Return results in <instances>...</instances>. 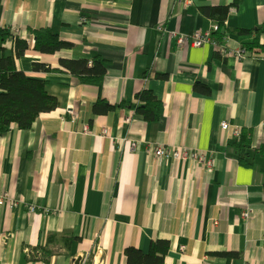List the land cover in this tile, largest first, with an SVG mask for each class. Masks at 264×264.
Returning <instances> with one entry per match:
<instances>
[{"label": "crops", "instance_id": "0c3cea01", "mask_svg": "<svg viewBox=\"0 0 264 264\" xmlns=\"http://www.w3.org/2000/svg\"><path fill=\"white\" fill-rule=\"evenodd\" d=\"M234 1L0 0V28L29 42L18 70L59 103L31 129L0 133V195L18 202L0 207V264H127V248L147 254L156 240L170 241L164 264H264V0ZM228 6L218 43L243 58L179 46L199 33L216 41L205 10ZM39 29L73 47L39 53ZM95 58L107 70L96 85L60 65ZM144 91L162 103L159 121L132 108ZM98 101L113 109L95 115ZM238 130L250 132L249 167L231 146ZM159 146L198 150L213 166L158 159Z\"/></svg>", "mask_w": 264, "mask_h": 264}, {"label": "trees", "instance_id": "16d2710c", "mask_svg": "<svg viewBox=\"0 0 264 264\" xmlns=\"http://www.w3.org/2000/svg\"><path fill=\"white\" fill-rule=\"evenodd\" d=\"M238 0H235L232 6H236ZM208 16H216L213 19L215 25L219 27L214 32L217 41L224 39L221 27L226 23V17L230 12V7L207 8L205 10ZM34 35V49L45 55H56L64 50H69L73 46L69 42L62 40L50 29H39L31 31ZM13 43L11 53H7V43ZM29 42L14 35L7 29L0 28V133L7 134L12 124H17L22 130L31 129L39 116L49 113L58 108V100L51 96L47 81L29 78L16 66V59L23 57L29 49ZM220 55V54H219ZM92 62V66H90ZM60 65L63 69L79 78L84 84H99L103 81L107 70L99 58L93 60H67L61 59ZM34 70L37 72L52 73V70L45 64H34ZM166 78V76H160ZM138 104L132 105L137 114L142 115L148 122L159 121L162 115L163 105L152 94L144 91L137 96ZM112 106L105 101H98L93 107L95 115L108 113ZM250 132L244 131L231 142V146L238 150V161L244 167L250 166V157L252 155ZM256 152V151H255ZM264 155V146L257 150ZM171 244L168 240H156L151 243L149 253L145 254L137 248H127L125 256L127 264H164L165 258L170 251ZM223 257H238L236 253H219Z\"/></svg>", "mask_w": 264, "mask_h": 264}, {"label": "built area", "instance_id": "2783aa9c", "mask_svg": "<svg viewBox=\"0 0 264 264\" xmlns=\"http://www.w3.org/2000/svg\"><path fill=\"white\" fill-rule=\"evenodd\" d=\"M185 4V8H189L192 6V0H183ZM219 30V27L214 25L213 32H217ZM226 41V40H225ZM190 43L194 47L200 48L205 44L212 43L216 46H218L219 53L223 57H227L229 55H235L238 58H243L244 54L243 51L240 50V52H231L228 50L227 47V41L224 44H219L218 41L213 40L210 33H199L195 34L192 38H187V37H178V44L180 47L185 46V44ZM92 65V63H90ZM70 116L72 117V120H75L77 117L74 113L70 112ZM126 123H130V118L126 119ZM230 129V124L229 122H224L222 124V130L227 131ZM88 132V129L85 128V133ZM237 137L239 136V130L236 132ZM134 149L137 148V146L134 144L132 146ZM154 155L158 159H166V160H174V161H182V162H187L189 160H194L196 161L199 165L211 168L213 166V162L211 159H208L205 154L198 150L194 149H187V148H175L174 150H170L167 147L164 146H159L154 150ZM18 206V202L13 201L12 198L9 196L8 193H4L0 195V207H8L9 209L13 210ZM245 217L248 216L247 213L244 214ZM216 224L218 222L216 221ZM182 251H184L185 248H181ZM80 264H85V262L80 263Z\"/></svg>", "mask_w": 264, "mask_h": 264}, {"label": "bare ground", "instance_id": "6f19581e", "mask_svg": "<svg viewBox=\"0 0 264 264\" xmlns=\"http://www.w3.org/2000/svg\"><path fill=\"white\" fill-rule=\"evenodd\" d=\"M83 21H86V20L84 19ZM214 25H215V24H214ZM216 26H217V25H216ZM226 41H227V40H226ZM218 54H220V53L218 52ZM220 56H221V54H220ZM222 57H223V56H222ZM90 63H92V62H90ZM90 63H89V64H90ZM90 66H92V65H90ZM79 264H80V263H79Z\"/></svg>", "mask_w": 264, "mask_h": 264}, {"label": "water", "instance_id": "95a60500", "mask_svg": "<svg viewBox=\"0 0 264 264\" xmlns=\"http://www.w3.org/2000/svg\"><path fill=\"white\" fill-rule=\"evenodd\" d=\"M80 261H81V260H77V262H76V263H77V264H79V263H80Z\"/></svg>", "mask_w": 264, "mask_h": 264}]
</instances>
